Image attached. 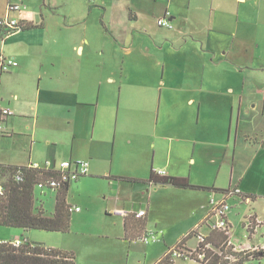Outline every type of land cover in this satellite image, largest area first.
<instances>
[{"label":"crops","instance_id":"1","mask_svg":"<svg viewBox=\"0 0 264 264\" xmlns=\"http://www.w3.org/2000/svg\"><path fill=\"white\" fill-rule=\"evenodd\" d=\"M32 1V5L40 6L39 13H32L36 11L29 8L27 0H0V17L6 16L10 3L21 2L28 8L12 17L25 25H39L10 34L0 29V57L18 63L8 73L0 67V106L13 113L3 121L0 165L28 167L35 163L43 166L46 162L57 165L88 161L89 175L71 183L68 195L78 192L88 180L95 181L100 192L109 188L107 192L114 195L104 197L108 202L104 211L111 215L115 211L117 230H122L126 240L141 235L139 240L143 241L155 232L158 240L145 243H157L165 235L158 230V223L154 224L157 230L148 227L154 220L152 195L160 191L164 205L181 215L186 225L179 230L177 245L193 231L209 235L210 230L203 224L212 217L211 198L220 200L231 193L229 199L239 196L243 200L241 195L245 194L239 185L226 190L217 180L207 184L193 178L191 165L197 164L194 156L232 155L234 175L240 155H252L250 162L238 170L242 182L248 167L264 155V0H105L96 5L84 0L90 5L87 10H101L103 26L106 24L114 38L111 61H121L122 83L129 77L124 61L141 64V76L146 75L145 64L151 60L162 67L160 106L165 88L166 107H174L175 115L163 126L169 128V134L151 144L153 155H141V121L130 118L133 111L141 110L137 91L128 88L124 92L119 84L118 89L101 88L96 95L92 67L84 68L81 59H65V63L58 60V42L63 31L71 29L67 23H82L78 22L79 10L69 7L63 11L68 15L62 14V18L61 10L55 11V0ZM168 12L173 28L150 24L156 14L158 24ZM84 44L89 46V40L75 47L81 56L86 51ZM135 50L141 56L131 58ZM210 112L214 113L213 125L221 130V138L217 134L212 140L218 143L213 154L209 145ZM225 124L229 127L228 145L223 137ZM261 166L264 168V161ZM156 170L166 171L167 176H158ZM175 179L188 180L203 189L176 187L171 183ZM163 180L169 183H157ZM101 185L104 189L99 188ZM146 187L151 199L145 209L141 195L145 196ZM199 194L205 195L201 199ZM244 197L248 200L250 196ZM67 203L73 207L68 196ZM141 211L145 216L138 217ZM191 240L196 238L187 241L190 248Z\"/></svg>","mask_w":264,"mask_h":264},{"label":"rangeland","instance_id":"2","mask_svg":"<svg viewBox=\"0 0 264 264\" xmlns=\"http://www.w3.org/2000/svg\"><path fill=\"white\" fill-rule=\"evenodd\" d=\"M32 2V0H27L26 4L30 9L36 11L32 13H39L40 6L37 3L32 5ZM54 4L55 11L59 12L61 10V17L62 14L68 15L67 13H63V11H68L69 7L79 10L78 15L81 18H78V22H82L81 24L70 23V25L67 23V26H70L71 29L64 30L61 35L62 39L58 42L61 45V54L60 57H57L58 60L65 63V59H71L72 61L81 59L85 62V64H82L84 68L92 67L96 83L94 86L96 95L98 92L100 93L101 88L103 90L118 89L119 84H122L124 92L128 88L137 91L138 98L141 101V110L133 111L130 118L135 122L141 121V155H153L154 149L151 147V144L154 141L158 142V137L169 134V128H164L163 126L167 125L166 122L172 121L174 119L173 115H175L174 107L172 109L171 107H166V97L168 98V96L166 95L165 88L162 107L160 106L161 86L163 87L162 67H159L154 60H151L149 64H145L146 75L141 76V64L129 65L128 60L124 61V66L126 67V71L129 72V77H127L128 81L122 83L119 68L123 66L121 61H111L115 52V47L113 46L114 38L106 30V24L103 26L101 10L98 7H92L90 8L91 10H87V7L90 5L84 0H55ZM145 6L153 8L154 5ZM157 17L158 15L156 14L152 17L155 19H151L149 22L156 28H159L156 21ZM142 32L147 34L143 30ZM138 38H135L136 44H138ZM85 39L89 40L90 45L84 44L86 51L81 56L76 52L77 49L75 47L83 44ZM77 41L78 43H76ZM55 54L56 51H54ZM135 56H141V54H137L135 50L131 58ZM110 78H114L116 80L115 83L111 82ZM180 114L177 113L178 116ZM183 114L185 117L186 113ZM213 115V112L209 113V122H211L209 145L212 154L216 152L218 146H214L218 143L212 141L214 135L219 134L221 138V130L217 128L218 125L216 126L212 123L211 119ZM224 126V142L228 145L227 133L229 127L228 124ZM212 129L215 130V133L212 132ZM159 149L157 148V150ZM189 156V158L192 157V155ZM251 156L240 155V159L234 165L236 172L234 175L231 172V168L233 167L230 165L232 163V155H195L194 158H196L197 164L195 165L193 162L191 165V167L194 165L193 178L199 180V182L213 184L217 180L218 184L226 187V190L235 189L239 185L244 191L245 195H241L243 200L239 196H233L227 200L231 207L228 217L233 229L232 237L237 246L264 242V168L261 166L264 161V155H259L260 158L248 167L249 171L245 172L247 175L244 176L242 182L239 181L240 173L238 170L250 162ZM191 167L189 166L188 170ZM94 183L95 181L88 180L82 189H78V192L72 191L68 195V202L73 207L80 208V211L71 213V226L68 232L45 230H30L25 232L22 229L0 226V240L13 241L28 238L31 243L69 253L74 257L75 264H157L170 248L173 247L172 249H174L177 246V241L175 240L179 238V230L186 225L182 223L180 219L181 215L168 210V207L164 205L161 191L158 194L152 195L154 220L149 221L150 225L148 227L157 230L154 228V224L158 223L160 225H156L158 230L165 232V235L161 236L160 241L157 243H145L139 239L134 241L126 240L122 236V230L118 231L116 226L118 224V217L116 216L118 215L115 211L112 212V215L104 211L108 205L104 197L107 194L112 196L114 194L107 192L109 188L105 190L107 193H103L104 191L100 192ZM109 183V181L105 182L107 185ZM99 188L104 189V185L99 186ZM148 190L150 189L146 187L144 191L145 196L142 197L141 195V201H143L141 206L145 209L147 208L146 204L148 200L151 199ZM34 193L35 206L37 208L42 207L48 214L55 211L57 191H54V194L50 189L35 188ZM199 195L202 199L205 194ZM247 195L252 197V200H246L244 196ZM253 215L258 216L260 221L257 222L259 225L255 222L256 220L253 221L251 219ZM250 219L253 221L254 226L258 225L255 230L257 232L256 236H251L246 228L249 222H251ZM188 244L193 248L198 246L197 240H191ZM216 251L219 252L216 249L214 253H217ZM174 264L200 263L192 260L175 259ZM244 264H264V258L250 260Z\"/></svg>","mask_w":264,"mask_h":264},{"label":"trees","instance_id":"3","mask_svg":"<svg viewBox=\"0 0 264 264\" xmlns=\"http://www.w3.org/2000/svg\"><path fill=\"white\" fill-rule=\"evenodd\" d=\"M35 28H39V25H25L21 30ZM1 169L6 179L5 195L0 198V226L22 229L25 232L45 230L65 233L69 231L71 212L67 203V196L70 184L64 185L57 191L55 211L48 214L45 210L36 208L34 190L40 181L49 177H56V173L39 172L26 166H1ZM18 173H20V181L15 178ZM151 182H154V180L151 179ZM157 183L168 184L169 180L157 181ZM172 184L182 189H203L192 185L188 180L175 179ZM247 198L252 200V197ZM203 225H205V222ZM126 227H128V223H126ZM142 228L143 226L139 229ZM197 234V231L191 232L180 241L177 247L186 245L187 241L196 237ZM140 237L141 235L136 240L140 239ZM225 242L226 236L223 233L212 231L205 237V243L200 244V247L210 244L215 250H219L217 253L209 251L210 264H244L250 260H259L258 255L251 258L252 256L250 255L240 254L238 261L233 263L229 259L232 251L226 249ZM0 264H75V259L69 253L31 243L30 240L26 239L24 245L19 248L1 245ZM157 264H174L171 252L169 251Z\"/></svg>","mask_w":264,"mask_h":264},{"label":"built area","instance_id":"4","mask_svg":"<svg viewBox=\"0 0 264 264\" xmlns=\"http://www.w3.org/2000/svg\"><path fill=\"white\" fill-rule=\"evenodd\" d=\"M91 5H96L103 3L105 0H86ZM28 8L27 5L24 3H10L7 6V14L5 17H0V28L3 29L7 34L14 33L21 31L24 28L25 24L20 23L18 20L12 17L13 13H18L26 10ZM158 25L162 28H173L170 20H169V13L158 20ZM18 63L14 59L0 57V67L3 73L10 72L12 67H17ZM1 101V97H0ZM1 105V104H0ZM13 113L0 106V138L3 135V121L6 117L11 116ZM30 169L35 171L47 172V173H56V177H49L43 181H40L36 188L42 189H50L53 192L58 191L64 185L71 184L73 182L78 181L80 178L86 177L90 173V164L88 161L85 160H76V161H63L59 164H53L51 162H46L43 166L40 164L35 163L28 166ZM158 176L165 177L167 176V172L164 170H156ZM20 173L15 175L17 181H20ZM5 175L2 172L1 165H0V198L5 195ZM238 192V191H237ZM231 196V193H227L222 195V199L216 200L215 197H212L210 200V205L212 207V217L205 222V226L212 231H219L226 236L225 247L232 251V255L229 257L233 263L237 262L239 259L240 254H245V256L250 255L253 258L255 255H258L259 259L264 258V243L255 246H237L233 241V229L228 219V213L231 209L227 200ZM70 212H78L80 211L79 207H71ZM145 216V211L139 212L138 217ZM253 221L257 222L255 217H251ZM250 219V221H251ZM253 221L249 222L247 225V230L251 236H254L257 232H255L257 226L253 225ZM205 235L198 233L195 237L198 243L196 248H190L186 245L183 246H176L174 249H171V258L172 260L175 259H183V260H192L197 261L200 264H210L209 258V251L214 252L215 249L210 245H204L200 247V244L205 243ZM26 239H17L11 241H1V245H10L15 248H19L26 242ZM28 240V239H27ZM156 242L158 240L157 235L155 232H152L149 236L143 237L144 242ZM217 252V251H216ZM221 255V254H220Z\"/></svg>","mask_w":264,"mask_h":264},{"label":"water","instance_id":"5","mask_svg":"<svg viewBox=\"0 0 264 264\" xmlns=\"http://www.w3.org/2000/svg\"><path fill=\"white\" fill-rule=\"evenodd\" d=\"M173 181H171V183H172Z\"/></svg>","mask_w":264,"mask_h":264}]
</instances>
